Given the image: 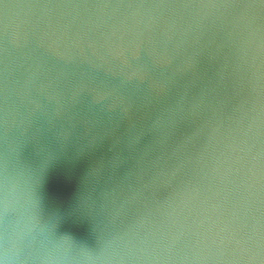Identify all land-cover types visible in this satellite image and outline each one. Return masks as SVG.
<instances>
[{"label": "clouds", "instance_id": "9594fccd", "mask_svg": "<svg viewBox=\"0 0 264 264\" xmlns=\"http://www.w3.org/2000/svg\"><path fill=\"white\" fill-rule=\"evenodd\" d=\"M0 264H264V0H0Z\"/></svg>", "mask_w": 264, "mask_h": 264}]
</instances>
